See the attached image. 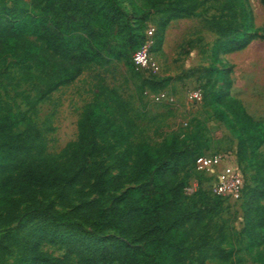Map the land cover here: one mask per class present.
<instances>
[{
    "label": "trees",
    "instance_id": "obj_1",
    "mask_svg": "<svg viewBox=\"0 0 264 264\" xmlns=\"http://www.w3.org/2000/svg\"><path fill=\"white\" fill-rule=\"evenodd\" d=\"M28 1L25 6L13 0L8 7L0 0V63L13 59L20 81L35 85L33 98L23 96L25 111L0 101V264H8L11 255L20 264H205L210 257L239 262L240 250L225 249L230 236L218 220L226 202L200 187L184 194L196 160L208 149L198 130L150 145L138 138L119 96L102 85L77 121L76 140L59 154L47 153L35 123L36 106L70 86L86 67L122 62L133 71V56L146 42L150 53L159 51L169 23L199 16L206 4L214 10L211 63L193 74L205 86L213 78V86L224 84L209 92L212 116L237 139V166L250 168L249 190L244 180L243 198L249 194L243 205V249L253 255V264H264V126L231 96V68L225 72L216 58L259 38L248 0ZM146 86L155 89L150 82ZM120 146L124 149L117 153ZM103 156L115 162L116 175L94 165ZM123 185H128L125 192L113 196ZM84 187L89 190L83 192ZM73 194L97 198L73 204ZM51 199L64 211L55 210ZM23 206L28 212L22 213ZM55 232L67 249L49 260L36 238ZM74 232H85L96 243L80 245ZM110 234L118 238L114 244Z\"/></svg>",
    "mask_w": 264,
    "mask_h": 264
},
{
    "label": "rangeland",
    "instance_id": "obj_2",
    "mask_svg": "<svg viewBox=\"0 0 264 264\" xmlns=\"http://www.w3.org/2000/svg\"><path fill=\"white\" fill-rule=\"evenodd\" d=\"M8 7L13 6V0H1ZM127 5L125 0H120ZM25 6L28 0H21ZM204 5L199 16L194 18L177 19L169 23L165 29L162 46L159 51L150 54V66L139 69L133 66V71L128 70L122 62H112L104 67L88 66L82 75L70 86L60 88L53 92L48 99L41 101L36 106L37 116L35 123L42 130L46 141L47 153L59 154L70 142L77 137V121L85 107L92 99L93 90L97 85H102L113 90L125 105L127 112L137 127L139 139L150 145H156L165 138L173 135H187L195 130L205 140L208 149L204 155H222L228 160L236 162L237 139L230 129L212 116L209 92L223 88L224 84L213 86L204 85L205 80H199L193 72L210 65L211 48L215 35L210 26V18L214 10ZM255 29L259 38L252 41L244 50L226 54L219 52L216 58L220 61V68L225 72L230 67L231 89L230 94L238 99L246 112L264 126V7L260 0H248ZM146 82L155 86L154 90L148 89ZM202 87L204 95L200 102L188 100L185 97L187 89ZM23 96H35V85L25 84L20 81L19 66L9 58L5 63H0V101L10 104L14 111H25ZM120 146L116 152H122ZM264 153V146L261 148ZM95 166H102L112 176L116 175L114 161L103 156L94 161ZM239 171L246 180L249 190L252 187L251 172L247 164L239 167ZM216 176L209 178L199 176L192 172L191 179L196 180L198 187L210 192ZM128 185L121 186L114 191L113 196L125 192ZM75 189L79 188L74 186ZM83 192L89 190L84 187ZM246 190V191H247ZM249 192L239 203H224L219 214V222L228 228L231 246L225 249L229 252L240 250L237 264H253V255L244 249L242 230L244 228L243 208ZM73 204L84 200L97 198L96 195L80 197L69 196ZM49 202L54 204L57 211L64 210L57 205L55 199ZM264 204V201H263ZM22 213L28 212L27 206L21 207ZM23 220H27V215ZM75 241L80 245L90 246L96 243L86 233H73ZM108 238L114 244L118 238L113 234ZM38 239L39 251L49 260L63 256L66 245L62 236L57 232ZM36 239H32L34 242ZM255 254V250L253 251ZM8 264H20L15 255L7 258ZM205 264H223L210 257Z\"/></svg>",
    "mask_w": 264,
    "mask_h": 264
},
{
    "label": "built area",
    "instance_id": "obj_3",
    "mask_svg": "<svg viewBox=\"0 0 264 264\" xmlns=\"http://www.w3.org/2000/svg\"><path fill=\"white\" fill-rule=\"evenodd\" d=\"M150 34V32H149ZM149 42L134 54L133 62L136 68L147 69L150 66ZM185 97L194 102H200L202 90L197 88L187 89ZM195 174L202 177L216 176L210 193L222 198L226 203L236 204L243 200L245 181L236 162H230L228 157L222 155H203L196 160ZM196 180L191 179L184 188V194L191 196L197 190Z\"/></svg>",
    "mask_w": 264,
    "mask_h": 264
}]
</instances>
